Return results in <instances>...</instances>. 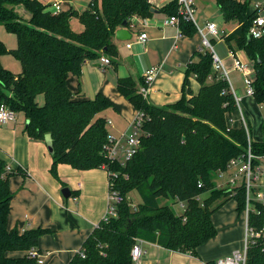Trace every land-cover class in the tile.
Listing matches in <instances>:
<instances>
[{
  "label": "trees",
  "instance_id": "trees-1",
  "mask_svg": "<svg viewBox=\"0 0 264 264\" xmlns=\"http://www.w3.org/2000/svg\"><path fill=\"white\" fill-rule=\"evenodd\" d=\"M215 1L226 22L238 23L225 41L231 49L234 42L254 63V98L263 105L264 37L249 35L257 11L249 13L248 1ZM19 7L30 14L28 21ZM163 11L177 14L178 5L173 1ZM153 13L149 0H92L90 8L78 14L84 31L76 33L71 28V19L77 15L73 10L53 15L40 0H0V24L18 40L12 50L0 41V56L10 52L22 65L21 73H13L0 63V106L5 104L25 115L30 137L45 140L51 135L54 176L59 164L78 170L107 166L119 173L114 184L123 201L117 205V217L101 221L83 244L85 257L79 252L68 264H133L131 251L137 239L197 255L198 248L217 235L214 212L230 199L237 202L241 214L247 206L245 185L219 188L213 174L227 171L232 159L246 157L249 150L255 156L254 166L264 157V139L250 142L243 125L228 130L227 116L238 109L237 101L229 81L214 70L213 54L205 47L188 63L183 96L172 105L150 104L141 92L147 86L144 79L140 88L133 78L117 81L121 94L145 114V134L140 150L126 166L105 156L110 135L108 122L100 115L111 103L100 93L94 99H80L68 86L69 75L80 76L87 60L116 57L113 37L123 22L129 24L133 16L145 18ZM180 27L185 36L197 34L192 22L182 20ZM191 77L200 85L197 94L191 89ZM39 95L44 96L43 105L37 101ZM15 174L26 176L23 171L8 172L0 157V264H37L27 251L37 247L39 238L49 231L38 228L19 233L7 229L13 196L10 179ZM131 191L142 199L136 210L127 199ZM206 193L209 195L201 199ZM161 198L186 205L185 212L175 214L169 205L160 204ZM253 210L248 223L260 231L264 205L254 202ZM12 252L25 254L12 257ZM248 264H264V237L249 246Z\"/></svg>",
  "mask_w": 264,
  "mask_h": 264
},
{
  "label": "crops",
  "instance_id": "crops-1",
  "mask_svg": "<svg viewBox=\"0 0 264 264\" xmlns=\"http://www.w3.org/2000/svg\"><path fill=\"white\" fill-rule=\"evenodd\" d=\"M40 1L44 5L50 3V0ZM173 1L151 0L154 8L152 15L145 18L134 16L127 26L132 33V40L122 41L117 39L116 35L113 37L117 56L110 59L116 64L104 66L99 57L87 60L80 76L69 75L68 86L80 99H94L100 93L110 101L111 107L107 109V116L100 115L111 123L108 126L110 136H120L138 114V110L119 91V79L133 78L140 88L145 71L158 67L159 70L145 93L149 103L165 107L178 102L183 96L185 71L193 55L202 48V38L199 34L177 38L178 29L166 24L170 15L163 9ZM206 1L212 3L211 0H200V4ZM237 1H248L250 6L256 2H264ZM198 2L199 0L196 7ZM72 3L66 0L63 4L64 11L69 6L73 8ZM213 3L220 9L215 0ZM250 6L249 13L254 11ZM263 11L264 9L258 13L262 17ZM207 21L215 22L206 19L205 22ZM237 27L236 22L227 33H232ZM120 28L122 26L118 29ZM135 29H138L137 34L134 33ZM141 33L147 34L145 43L139 40ZM129 43L130 47L127 46ZM213 43V47H220V54L215 48L214 50L229 73V82L238 105V109L227 116L228 126L233 129L242 127L243 115L250 130L251 140L261 142L264 139V121L261 120L260 110L264 106L258 104L254 97L247 95L244 75L234 69V59L229 55L231 48L225 39H215ZM231 46L253 69L254 63L246 52L239 50L234 42ZM190 81L191 89L197 94L200 90L199 83L194 77H191ZM40 96L37 97L39 104ZM20 114L23 113H17L15 122L0 123V157L7 163L10 171H23L26 174H15L10 179L13 196L7 229H16L19 233L38 228L48 230L49 233L43 234L37 245V249L46 256L45 264H68L81 251L86 239L106 216L109 206V175L102 168L78 170L69 164H59L57 176H54L51 172L53 157L47 143L27 134V119L24 114L20 118ZM252 129L255 139L252 138ZM261 163H264V159ZM64 189H68V197L63 195ZM212 222L217 229V235L199 247L197 255L172 251L144 241L142 247L146 253L142 264H208L243 247L246 218L244 214L239 213L238 204L234 199L228 200L214 212ZM24 254L9 253L12 257H22Z\"/></svg>",
  "mask_w": 264,
  "mask_h": 264
},
{
  "label": "built area",
  "instance_id": "built-area-1",
  "mask_svg": "<svg viewBox=\"0 0 264 264\" xmlns=\"http://www.w3.org/2000/svg\"><path fill=\"white\" fill-rule=\"evenodd\" d=\"M66 0H50V3L47 6V10L53 15H57L64 11L63 4ZM178 5L177 14L170 15L166 21L167 25L174 26L178 29L177 38L183 35L180 23L182 20L192 22L196 28L197 33L202 38V47L209 49L213 54V65L214 70L219 73L220 77L225 78L229 81V73L224 67L221 59L216 54L213 41L215 39H225L229 34L225 30H220L216 22L207 21L205 28H201L196 21V12L197 0H174ZM151 2V0H149ZM49 8V9H48ZM264 9V2L254 3V10L257 11V16L253 19L252 26L249 31V35L253 38H262L264 37V17L260 16L258 13ZM134 17V16H133ZM131 18V21L133 20ZM131 23V22H129ZM133 26V23L132 25ZM208 35L212 39L208 38ZM139 40L142 43H145L147 40V34L141 33L139 35ZM128 47L131 46L129 43ZM229 55L234 59V69L241 72L243 76L244 85L246 88L247 95L254 97L255 88L254 83L256 79L255 69H251L250 66L245 63L236 53L234 49L229 51ZM102 65L109 66L112 64V61L109 57L103 55L100 57ZM158 67H152L145 71L143 79L145 80L146 87L141 88V92L145 95L149 83L155 77ZM230 83V82H229ZM232 89V87H231ZM233 91V89H232ZM237 101V100H236ZM264 106V104H263ZM17 118V113L10 109L7 105L2 104L0 106V123L8 124L15 122ZM146 121V116L144 113L139 112L130 124V126L118 137L109 136L108 143L104 146V154L112 163H119L121 166H126L127 162L130 161L140 150L142 144V137L144 136V123ZM242 123L245 127L249 141L251 142V136L249 127L245 121L244 116L242 115ZM231 128L228 126V130ZM255 156L249 150L246 157L232 159L228 165L227 171H219V177L225 179L224 177L228 175V180L226 182H221L217 185L219 188H230L235 189L240 185H245L246 194H247V206L244 211L246 218V232L243 247L241 249L235 250L232 254L217 259L214 264H248V249L249 246L255 244L258 238L264 237V227L260 231H255L249 226L248 218L249 213L253 210V203L258 202L264 205V163H260L258 166L253 165V160ZM264 157L260 158L262 161ZM102 169H105L109 175V206L104 217V221H108L111 218L117 217L118 210L117 205L123 201V196L115 188L114 180L118 178L119 173L110 171L107 166H103ZM11 169L7 167L9 172ZM232 170H235L233 174H229ZM241 179V180H240ZM201 187V185H199ZM253 194V197H252ZM183 207L184 205L181 204ZM144 240L137 239L135 245L131 251V257L133 264H142V258L145 255V251L142 247ZM80 254L85 257L83 250L80 251ZM27 256L30 259H35L37 264H45V255L40 252L37 247H33L27 251Z\"/></svg>",
  "mask_w": 264,
  "mask_h": 264
},
{
  "label": "rangeland",
  "instance_id": "rangeland-1",
  "mask_svg": "<svg viewBox=\"0 0 264 264\" xmlns=\"http://www.w3.org/2000/svg\"><path fill=\"white\" fill-rule=\"evenodd\" d=\"M70 1L73 2L72 3L73 8H70V6H69V8L66 9V11L73 10L77 13V15L71 19V28L73 29L74 32L81 33L84 31V25L80 21L78 14H83L85 11H87L90 8L91 0H70ZM211 1H212V3H208L206 1V2H204V4H200V0H199L198 6H197V12H196V16H195L197 24L201 28L204 29L205 24H206V22H205L206 19L214 20L217 23L220 30H225L226 32H229L233 28V26L235 25L236 21L226 22L223 15H222V12L220 11V9L216 6L215 3H213L214 0H211ZM250 7L252 9H254V4H251ZM18 11L22 15L24 20L28 21L30 14L26 10H24L23 7H19ZM262 14L264 15V11L262 12ZM137 32H138V29H135L134 33L137 34ZM208 38L212 39V37L210 35H208ZM0 41L8 48V50L15 49V48H17V45H18V40H17L16 34L12 31L8 30L3 24H0ZM214 48H215L216 52L218 54H220V47L215 45ZM0 63L5 68L12 71L13 73H21L22 72L21 62L10 52H6L0 56ZM39 102H40V105H43V103H44V96L43 95H41L39 97ZM260 112L262 115L261 120L264 121V108H262L260 110ZM106 114H107V109L104 110L101 115L107 116ZM22 116H23V114H20V118H22ZM107 121H108V126L111 125V123L109 122V119ZM252 138L255 139L253 129H252ZM234 172H235V170H232L229 174H233ZM212 177H213V180L215 181V183L217 185L220 182H225L229 178L227 175L224 177L225 179H221L219 177L218 173L213 174ZM208 195H209L208 193L202 195L201 199H205ZM252 197H253V194H252ZM127 199H128V202H129L132 210H136L139 206V203H141V201H142L140 195L136 191H131L127 195ZM159 202L161 205H164V204L169 205L173 209L174 213L177 215H182L186 209V205H184V207H183L181 205V203H179L175 200H172V199L161 198V199H159Z\"/></svg>",
  "mask_w": 264,
  "mask_h": 264
},
{
  "label": "water",
  "instance_id": "water-1",
  "mask_svg": "<svg viewBox=\"0 0 264 264\" xmlns=\"http://www.w3.org/2000/svg\"><path fill=\"white\" fill-rule=\"evenodd\" d=\"M127 26H128V21H124L122 24V28L118 29L115 33L117 39L122 40V41L131 39L132 33L127 28ZM28 123H29V121H27V125H28ZM45 142L47 143L48 149L52 154L53 153V141H52L51 135H47L45 137ZM67 191H68V189H64L62 192L65 197L69 196V194H67Z\"/></svg>",
  "mask_w": 264,
  "mask_h": 264
}]
</instances>
